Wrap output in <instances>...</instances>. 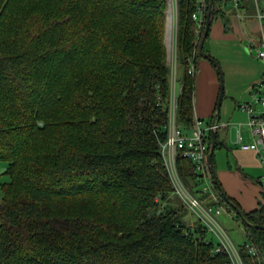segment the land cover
Instances as JSON below:
<instances>
[{"label":"trees","instance_id":"16d2710c","mask_svg":"<svg viewBox=\"0 0 264 264\" xmlns=\"http://www.w3.org/2000/svg\"><path fill=\"white\" fill-rule=\"evenodd\" d=\"M67 1L52 10L45 5L49 10L38 12L34 24L14 20L23 0H0V161L8 176L0 184V264H232L215 251V237L200 221L183 222L181 201H169L172 187L160 152L167 138L169 68L135 55L147 44L164 50L167 0ZM197 2L178 3L184 66L178 121L184 125L193 120L195 87L188 58L194 54L196 65L202 58L192 19ZM229 2L214 0L213 19L227 24ZM237 9L252 11L254 1L240 0ZM69 95L78 113L98 127L65 122L69 144L53 139L51 148L31 151L39 132L55 126L53 104ZM177 163L191 186L193 163L181 157ZM72 191L87 195L74 205L76 216L58 200ZM242 214L262 227L241 223L242 259L262 264L248 245L263 254L264 191L258 207Z\"/></svg>","mask_w":264,"mask_h":264},{"label":"rangeland","instance_id":"374dc122","mask_svg":"<svg viewBox=\"0 0 264 264\" xmlns=\"http://www.w3.org/2000/svg\"><path fill=\"white\" fill-rule=\"evenodd\" d=\"M171 0H167V7L165 11V22H164V32H163V47L164 50L162 49H155L152 48L149 44L146 46L143 45L142 48L140 47L137 48L135 55L140 56L143 58L144 61H149L152 65H156L157 63H163L168 66L169 68V74H168V81H169V96H170V82L171 81V76L172 75V70H177V78H180L182 75V72H184V66L182 64V61L179 57V52L180 50L178 49V32H179V11H178V3L179 0H173L174 3V24L171 33L167 32V11L169 9V13L171 12L172 6H170L169 2ZM264 1V0H263ZM23 4L20 5L15 12V19L14 20H19V21H24L28 23H34L36 24L38 21L40 22V17L38 16V12L40 13H45V11L49 10L45 7V5L51 4L50 10L53 8L58 7L64 2H68L67 0H31L30 3H28V0H23ZM72 6V0H69ZM226 8L231 11V3L229 2L226 6ZM18 10L21 13V17H17ZM168 13V15H169ZM243 16L244 13H241ZM47 18L44 16L41 18V22H44ZM13 20V21H14ZM243 24L246 22L242 21ZM243 25V32L245 35H237L234 37L232 40H218L216 41L214 45V55L216 59L218 60L219 67L222 70L223 73V80H224V90H225V84H226V79L228 78V70L233 69V76L237 82V84H241L246 81L247 75H249L251 72H258L259 74L257 75L258 77L262 78L264 75V61L262 60H257L253 61V64L249 62L247 59H245L242 56H237L236 54L238 52H241L242 54H245L246 56L252 58L253 56L255 57L257 55V42H258V36L254 34V32L249 31V27L247 25ZM167 33V34H166ZM170 34V35H169ZM200 40V39H199ZM208 40V39H207ZM197 44L199 41H197ZM196 44V43H195ZM206 44H209V47L211 48L210 42H206ZM236 47H234V46ZM208 48L205 46V49ZM238 52H236V51ZM212 51V49H211ZM181 61V62H180ZM226 76V77H225ZM178 89L180 88V80L178 83ZM73 97L71 95L61 97L55 104H53L50 112L52 116H55L54 119V124L55 125L53 128L49 131H40L37 139H34L31 141V151H37L39 149H49L51 148L52 145V140L54 139L58 144L62 146H66V144H62L63 142H66L69 144L68 137L64 136L67 134V130L62 128L65 122H67L68 126H75L77 128L83 129L85 126L90 127V128H97V122L93 125L92 117H83L80 113L77 111V107L75 104L76 100H72ZM226 98L222 99V103L220 106L221 112H220V121L224 120L230 122L229 128L225 129L226 131H223L224 135V140L225 143L228 145L232 144V147L238 148L237 145H233V142L231 141L232 137H235L233 132L236 130V125L238 123H241V132H243L245 136L246 141H250L251 139L249 138V128L247 126V116L245 113L236 110L235 111V105H231V108L229 107L228 112L224 109L226 105ZM229 106V105H228ZM228 108V107H227ZM69 113V114H64L63 113ZM240 113L241 115L237 114ZM211 119V118H210ZM206 121V119H204ZM204 120H202L204 122ZM237 121V122H235ZM235 128H234V127ZM223 133H219V139L223 140ZM223 140V141H224ZM59 147V146H58ZM56 147V148H58ZM224 150V151H223ZM215 157L218 159L219 163L225 164L227 162V158L229 157L230 163H234V157L235 154L231 153L229 150L225 148L223 149H215L214 151ZM228 154V157L226 156ZM257 159V158H256ZM251 166V171L250 174L252 173V176L254 178H257L261 175L264 174V170L262 169V166L257 160L256 165H250ZM6 169V163L4 161H0V184L3 182L8 181V176L5 174H2V172ZM218 170L219 166H218ZM242 187L238 186L237 184L235 185V188L237 191H250V188L247 187L246 185H242ZM263 189V188H262ZM116 191V187L114 188ZM261 190V188H260ZM71 195L68 196H61L59 197L58 200L61 202L65 203V205L68 208L69 213H71L73 216H76V211L73 210L74 205L78 203H84L87 200V195H81L77 191H72L70 193ZM2 190L0 186V204H1V199H2ZM259 196V193L257 194ZM173 204H178L180 201L177 198H174L171 196L169 198ZM178 202V203H177ZM206 202V201H204ZM100 203L99 205H101ZM181 204V203H180ZM55 205H56V200H53L52 202L48 203L46 205V209H48L49 212H54L55 210ZM59 206V204H58ZM177 206V205H176ZM226 212L222 213V215L218 216L219 222L224 226V229L226 230L227 234L229 235L230 240L234 244L235 247L239 249V245L243 242V235H242V228H243V222H237L235 213L229 209L228 205L225 203L224 204ZM61 209V207L59 206ZM182 220L185 224H195L199 219L197 216L190 211L189 209L186 208L185 205H182ZM227 213V214H226ZM242 223V224H241ZM242 226V228H241ZM245 233V232H244ZM213 242L215 243V240L213 239ZM227 254V253H225ZM229 257V255H228ZM230 259V257H229ZM231 260V259H230ZM231 262V261H230Z\"/></svg>","mask_w":264,"mask_h":264},{"label":"built area","instance_id":"2783aa9c","mask_svg":"<svg viewBox=\"0 0 264 264\" xmlns=\"http://www.w3.org/2000/svg\"><path fill=\"white\" fill-rule=\"evenodd\" d=\"M234 8H238L240 0H230ZM254 1V17L264 24V1ZM173 5L174 14V3ZM197 8L192 14L194 20L196 40L199 41L205 26L206 14L209 9V0H198ZM197 44V42H196ZM257 57L264 61V39L260 41L257 48ZM187 73L194 76L196 63L194 54L188 58ZM178 71L172 70L170 85V96L166 108L168 114L167 138L160 143V152L168 179L172 187V196L178 198L187 209L192 211L199 221L211 232L216 240L215 251L227 253L232 264H245L240 250L234 246L229 235L218 220V216L226 212L225 202L220 191L215 185L210 173L207 156L210 150L211 133L222 128H229L230 122L217 121L213 118L210 122H203L193 115L190 125H184L178 121ZM236 107L247 116V126L253 138L251 143H243L240 124L236 125L235 143L244 151H253L264 170V75L254 85L247 101L237 103ZM190 160L194 166L193 183L187 185L179 171L178 158ZM156 201L159 198L155 199ZM206 201V202H204ZM249 252L258 256L259 261L264 264L263 254L254 246H249Z\"/></svg>","mask_w":264,"mask_h":264},{"label":"crops","instance_id":"0c3cea01","mask_svg":"<svg viewBox=\"0 0 264 264\" xmlns=\"http://www.w3.org/2000/svg\"><path fill=\"white\" fill-rule=\"evenodd\" d=\"M231 8H232L231 11L227 9L225 12V18L227 19V24H225L221 18L213 19L210 25L208 37L206 38L203 45L204 51L212 58H214V60H216L217 62L218 60L214 55L213 44L216 41L222 39L232 40L234 37H236L239 34L242 36L245 35L243 32L244 29L243 25L245 23L243 24L242 21L246 22L245 25L249 27L250 32L252 33L254 32V34L258 36L259 39L256 47L260 44V41L264 39V24L261 25L255 19L254 10L250 11L248 9H244L243 10L244 15L242 16L241 13L239 12V9H236L233 6H231ZM207 41L210 42V44L212 45L211 48L209 47V44H206ZM205 46H207L208 48L205 49ZM236 55L244 57L252 64L253 61H256L255 59L257 60L259 59L257 55L255 57L253 56L252 58H250L245 54H242L241 52H238ZM233 72H234L233 69L228 70V78L226 79L223 98L227 99L226 100L227 106L224 108L226 112H228L229 107L231 108V105L234 104L235 105L234 113H236V110H239L236 107L237 103L247 101L249 99L252 87L256 85L261 78L257 76L259 74L258 72H251L249 75H247V79L245 82L241 84H237L232 74ZM194 76H195V87L193 94V115L200 118L201 120L206 119V121L204 120V122H210L214 118L216 112V103L219 95V76H218L217 68L209 60L200 58L197 61L196 72ZM237 114L241 115L238 112ZM238 124H240V128H241L242 124L241 123ZM223 131H226L225 128L219 129L217 131L218 134L217 145H216L217 147L215 149H219V148L223 149L226 147V149L229 150L231 153H233V155L235 154V157H234V163L232 164L229 161L228 154H226V156L228 157L227 162L225 164H221L219 163L218 159L215 157V153H214L213 162L216 169L217 178L218 181L220 182L222 190L230 198V200L234 201L243 212H249L251 210L256 209L258 207V203L261 200V195L264 191V174L257 178H254L252 176V173L250 174V172H248L251 171L250 165L257 164L258 156L253 151H244L239 148V145L235 143L236 130L235 132H233L235 137H232L231 141L233 142V145H237L238 148L232 147V144L228 145L227 143H225L224 140L225 134L223 133ZM219 133H223L224 141L219 139ZM241 136L243 143H251L253 140L250 131H249V138L251 139L250 141L245 140V136L243 132H241ZM218 166L220 170H218ZM236 184L239 187L241 186L243 190L244 188L242 185H246L247 187L250 188V191L247 192L246 189L245 192L242 190L237 191L235 188ZM258 193L259 196H257ZM242 235L244 242L246 240V236L243 228H242ZM263 257H264V252H263Z\"/></svg>","mask_w":264,"mask_h":264},{"label":"water","instance_id":"95a60500","mask_svg":"<svg viewBox=\"0 0 264 264\" xmlns=\"http://www.w3.org/2000/svg\"><path fill=\"white\" fill-rule=\"evenodd\" d=\"M214 7H215L214 0H209V9H208L207 14H206V21H205L204 31H203V34H202V37L200 39V43H199V46H198V53H199L200 57L215 63L216 68H217V72H218V76H219V95H218V99H217V103H216V112H215V115H214V119L219 121L220 120V106H221L222 99H223V94H224L223 73H222L221 68L219 67V64L217 62H215L214 59L203 50V45H204L205 39H206V37L208 35V32L210 30V25H211L212 20H213ZM167 16H168V11H167ZM166 22H167L166 29H167V32H168V17H167ZM217 137H218L217 131H213L211 133L210 150H209V153H208V156H207V163H208V167H209L210 173L212 175L213 181H214L215 185L217 186L218 190L220 191V194H221L222 199L224 200V202L227 205H229V206H231L233 208V211H234L235 215H238L240 217L241 222H243L245 225H248L249 227L262 228V227H260L258 225L248 224L246 222L243 214H242V210L237 205L233 204L231 202L230 198L222 190L220 182L218 181V178H217L216 169H215L214 162H213V155H214V151H215V148H216ZM150 214H152V211H150Z\"/></svg>","mask_w":264,"mask_h":264},{"label":"bare ground","instance_id":"6f19581e","mask_svg":"<svg viewBox=\"0 0 264 264\" xmlns=\"http://www.w3.org/2000/svg\"><path fill=\"white\" fill-rule=\"evenodd\" d=\"M169 4H170V6H172V8H171L172 13L168 12L169 13V15H168V33H171L172 28H173V24H174V15H172L173 14V5L171 2H169ZM168 11H169V9H168Z\"/></svg>","mask_w":264,"mask_h":264}]
</instances>
